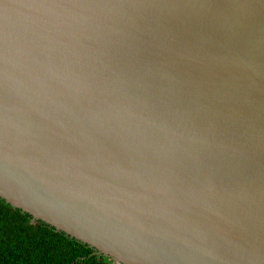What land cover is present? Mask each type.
Here are the masks:
<instances>
[{
    "label": "water",
    "instance_id": "water-1",
    "mask_svg": "<svg viewBox=\"0 0 264 264\" xmlns=\"http://www.w3.org/2000/svg\"><path fill=\"white\" fill-rule=\"evenodd\" d=\"M0 199L121 264H264V0H0Z\"/></svg>",
    "mask_w": 264,
    "mask_h": 264
},
{
    "label": "trees",
    "instance_id": "trees-1",
    "mask_svg": "<svg viewBox=\"0 0 264 264\" xmlns=\"http://www.w3.org/2000/svg\"><path fill=\"white\" fill-rule=\"evenodd\" d=\"M0 264H116L0 199Z\"/></svg>",
    "mask_w": 264,
    "mask_h": 264
},
{
    "label": "built area",
    "instance_id": "built-area-1",
    "mask_svg": "<svg viewBox=\"0 0 264 264\" xmlns=\"http://www.w3.org/2000/svg\"><path fill=\"white\" fill-rule=\"evenodd\" d=\"M116 264H121V263H116Z\"/></svg>",
    "mask_w": 264,
    "mask_h": 264
}]
</instances>
